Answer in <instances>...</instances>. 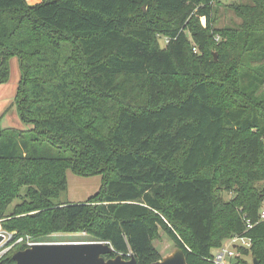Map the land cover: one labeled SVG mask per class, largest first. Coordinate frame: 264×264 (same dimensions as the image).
Wrapping results in <instances>:
<instances>
[{
  "label": "trees",
  "instance_id": "trees-1",
  "mask_svg": "<svg viewBox=\"0 0 264 264\" xmlns=\"http://www.w3.org/2000/svg\"><path fill=\"white\" fill-rule=\"evenodd\" d=\"M218 4L0 0V84L16 57L26 126L0 125L2 229L84 233L135 264L162 258L160 230L186 264L243 236L264 264V0L232 7L241 23L227 28L212 25ZM68 169L100 175V190L61 202Z\"/></svg>",
  "mask_w": 264,
  "mask_h": 264
},
{
  "label": "rangeland",
  "instance_id": "rangeland-1",
  "mask_svg": "<svg viewBox=\"0 0 264 264\" xmlns=\"http://www.w3.org/2000/svg\"><path fill=\"white\" fill-rule=\"evenodd\" d=\"M36 0H26L27 3H30ZM220 4L214 5V10L217 9V12L212 15V25L217 28H227V27H236L241 21L236 15L232 7H236L238 4H248L249 0H219ZM199 22L203 26L206 24L205 18L199 17ZM215 42L216 39L214 40ZM160 45L165 46V37L160 38ZM214 60L216 61L217 54L214 51ZM20 80V70L19 63L16 57L10 60V74L8 81L4 84H0V125L2 129H24V126L18 117L17 108L15 104V94ZM181 85L188 87L193 83L192 78H187L186 80L182 79L180 81ZM218 95V94H217ZM220 96V95H218ZM217 97V96H213ZM66 181H67V191L61 195V202H70V203H83L86 202L90 197L96 194L102 185V177L100 175H94L91 177H81L75 175L70 169L66 171ZM230 195L223 194L224 199H228ZM8 231H5L0 226V234ZM10 234V233H9ZM5 237L9 238V235ZM228 240V239H227ZM227 240L224 241L223 245L227 244ZM6 241V240H5ZM35 242V243H60V242H73V241H93L90 237L84 235L83 233L79 234H53L47 235L38 239H33L30 236L23 237V242ZM2 243V242H1ZM0 243V244H1ZM8 244V243H7ZM6 242L0 248V253L8 249L9 252L16 251V247L7 245ZM154 247L160 253L161 257H164L170 254L174 248L175 244L169 239V237L162 231H159L157 239L153 242ZM7 245V246H5ZM7 251V252H8ZM5 251V253H7ZM4 253V254H5ZM213 253V251H212ZM12 254V255H13ZM240 261H244L248 264L251 263V256H243Z\"/></svg>",
  "mask_w": 264,
  "mask_h": 264
},
{
  "label": "water",
  "instance_id": "water-1",
  "mask_svg": "<svg viewBox=\"0 0 264 264\" xmlns=\"http://www.w3.org/2000/svg\"><path fill=\"white\" fill-rule=\"evenodd\" d=\"M4 236L0 235V243ZM114 249L104 242H63L37 243L15 252L12 255L14 264H135L134 257L125 259L121 254L106 259L114 254ZM152 264H186L183 251L174 250ZM250 264H260L253 258Z\"/></svg>",
  "mask_w": 264,
  "mask_h": 264
},
{
  "label": "built area",
  "instance_id": "built-area-1",
  "mask_svg": "<svg viewBox=\"0 0 264 264\" xmlns=\"http://www.w3.org/2000/svg\"><path fill=\"white\" fill-rule=\"evenodd\" d=\"M217 39L218 38H216V40ZM259 219L261 221H264V208H262L260 211ZM248 227H251V226L248 225ZM5 234L6 236L9 235V238L5 237ZM0 235L4 236V240L0 244V248L3 246L5 242L7 244L11 242L12 240L14 241L11 246L23 243V238L20 237V238L15 239V237L11 233L9 234V233L3 232ZM73 242L81 243L85 241H73ZM60 243H63V242H60ZM33 244H37V243L28 242V241L25 242L26 247H30ZM250 246H251V241L248 238H245L243 236H233L227 240V244L214 250L213 253H211V256L208 259V262H210L211 264H242L243 262L240 261L241 258H243L241 251L242 249H249ZM5 251L7 252L8 249H6ZM5 251L0 253V258L4 255Z\"/></svg>",
  "mask_w": 264,
  "mask_h": 264
},
{
  "label": "crops",
  "instance_id": "crops-1",
  "mask_svg": "<svg viewBox=\"0 0 264 264\" xmlns=\"http://www.w3.org/2000/svg\"><path fill=\"white\" fill-rule=\"evenodd\" d=\"M41 2V0H36V1H32V2H30V3H28L29 5H35V4H38V3H40Z\"/></svg>",
  "mask_w": 264,
  "mask_h": 264
}]
</instances>
